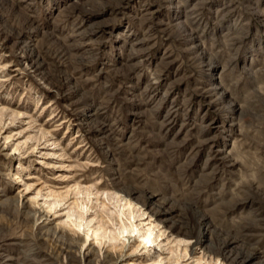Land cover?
<instances>
[{"label":"rangeland","instance_id":"374dc122","mask_svg":"<svg viewBox=\"0 0 264 264\" xmlns=\"http://www.w3.org/2000/svg\"><path fill=\"white\" fill-rule=\"evenodd\" d=\"M6 257L264 264V0H0Z\"/></svg>","mask_w":264,"mask_h":264},{"label":"bare ground","instance_id":"6f19581e","mask_svg":"<svg viewBox=\"0 0 264 264\" xmlns=\"http://www.w3.org/2000/svg\"><path fill=\"white\" fill-rule=\"evenodd\" d=\"M122 201H125L124 202L125 204L122 205V208H123L122 212H121L122 215L128 213L129 215L134 217L133 214H134L135 206L132 204V201L129 199H122ZM143 207H144V205H143ZM130 224H126L124 222V220H122V225L120 226V235H124L126 233L135 235L136 233L140 232V230H141L140 225L141 224H134L132 222ZM154 225H155V222H151L150 225L148 227H146L144 233H142L140 235L142 244L148 245V244L155 243L157 236L155 237L156 229H155ZM97 234H98V231L93 232V230H90V233L87 236L86 243L89 241L91 236H96ZM199 241L201 242L202 240L200 239ZM3 259H2L4 261L3 264H9L8 262H10L12 260L9 257L3 258Z\"/></svg>","mask_w":264,"mask_h":264}]
</instances>
